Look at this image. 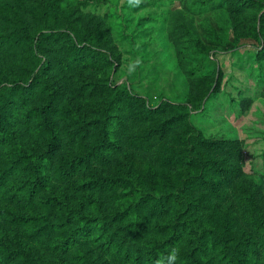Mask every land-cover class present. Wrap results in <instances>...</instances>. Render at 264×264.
Wrapping results in <instances>:
<instances>
[{
	"label": "trees",
	"instance_id": "obj_1",
	"mask_svg": "<svg viewBox=\"0 0 264 264\" xmlns=\"http://www.w3.org/2000/svg\"><path fill=\"white\" fill-rule=\"evenodd\" d=\"M77 5L0 0V264H264V178L244 175L237 145L126 89L90 85L63 104L52 71L109 66L78 46L99 33L79 27Z\"/></svg>",
	"mask_w": 264,
	"mask_h": 264
},
{
	"label": "rangeland",
	"instance_id": "obj_2",
	"mask_svg": "<svg viewBox=\"0 0 264 264\" xmlns=\"http://www.w3.org/2000/svg\"><path fill=\"white\" fill-rule=\"evenodd\" d=\"M75 1L79 27L99 33L78 46L107 55L109 66L96 73L52 71L51 81L66 92V107L79 105L82 90L90 85L126 89L151 110L179 106L207 141L239 147L244 175L264 178V61L257 59L263 41L253 32L263 25L264 0L241 8L233 0ZM208 73L211 85L206 84ZM96 102L82 120L96 119L103 108ZM129 245L134 251L141 248ZM141 254L147 259L150 252Z\"/></svg>",
	"mask_w": 264,
	"mask_h": 264
},
{
	"label": "clouds",
	"instance_id": "obj_3",
	"mask_svg": "<svg viewBox=\"0 0 264 264\" xmlns=\"http://www.w3.org/2000/svg\"><path fill=\"white\" fill-rule=\"evenodd\" d=\"M169 260H170V262H173V261L176 260V254H175V252L173 253V255L171 257H169Z\"/></svg>",
	"mask_w": 264,
	"mask_h": 264
}]
</instances>
